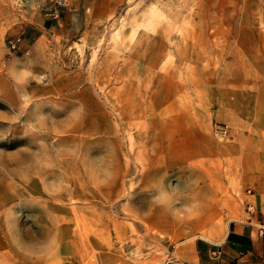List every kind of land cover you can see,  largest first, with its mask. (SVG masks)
Wrapping results in <instances>:
<instances>
[{"label": "rangeland", "instance_id": "obj_1", "mask_svg": "<svg viewBox=\"0 0 264 264\" xmlns=\"http://www.w3.org/2000/svg\"><path fill=\"white\" fill-rule=\"evenodd\" d=\"M56 1L0 0V264H163L264 220V0Z\"/></svg>", "mask_w": 264, "mask_h": 264}, {"label": "crops", "instance_id": "obj_2", "mask_svg": "<svg viewBox=\"0 0 264 264\" xmlns=\"http://www.w3.org/2000/svg\"><path fill=\"white\" fill-rule=\"evenodd\" d=\"M119 1L94 0L89 13H109ZM64 12L58 11L60 18ZM55 23L52 17H45L39 29H53ZM163 264H264V220L258 223L252 219L230 221L219 240L197 239L186 251Z\"/></svg>", "mask_w": 264, "mask_h": 264}, {"label": "built area", "instance_id": "obj_3", "mask_svg": "<svg viewBox=\"0 0 264 264\" xmlns=\"http://www.w3.org/2000/svg\"><path fill=\"white\" fill-rule=\"evenodd\" d=\"M56 3H57L58 6H63L64 5V0H57ZM57 13H58L57 10L56 11H53V15L54 16H56Z\"/></svg>", "mask_w": 264, "mask_h": 264}, {"label": "bare ground", "instance_id": "obj_4", "mask_svg": "<svg viewBox=\"0 0 264 264\" xmlns=\"http://www.w3.org/2000/svg\"><path fill=\"white\" fill-rule=\"evenodd\" d=\"M166 259V258H165ZM166 262V261H165Z\"/></svg>", "mask_w": 264, "mask_h": 264}]
</instances>
